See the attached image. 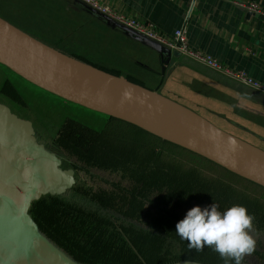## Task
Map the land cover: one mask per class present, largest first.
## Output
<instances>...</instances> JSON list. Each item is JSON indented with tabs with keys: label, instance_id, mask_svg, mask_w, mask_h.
<instances>
[{
	"label": "water",
	"instance_id": "obj_1",
	"mask_svg": "<svg viewBox=\"0 0 264 264\" xmlns=\"http://www.w3.org/2000/svg\"><path fill=\"white\" fill-rule=\"evenodd\" d=\"M252 15L258 16L249 12L248 17ZM101 16L156 51L162 71L172 56H180ZM0 64L65 101L132 124L264 187L263 149L155 90L43 43L1 17ZM75 183V171L63 168L60 157L38 141L33 123L0 103V264H82L42 233L29 212L32 202L63 195Z\"/></svg>",
	"mask_w": 264,
	"mask_h": 264
},
{
	"label": "trees",
	"instance_id": "obj_2",
	"mask_svg": "<svg viewBox=\"0 0 264 264\" xmlns=\"http://www.w3.org/2000/svg\"><path fill=\"white\" fill-rule=\"evenodd\" d=\"M108 118L113 124L118 122L119 131L121 128L131 131L132 151L139 150L143 157L132 160V169L125 168L127 162L122 160L114 167H102L120 173L122 179L131 183L130 188L121 182H109L107 189L99 191L83 189L82 185L73 187L79 196L96 203L99 209L69 203L65 200L66 193L43 196L32 202L29 210L32 218L57 246L87 264H171L182 260L224 264L211 248L204 247L198 252L175 233L176 223L186 213H176L170 206H204L211 202L221 211L233 204L245 206L254 217L252 231L264 235V187L132 124ZM68 122L73 123L64 133L67 138L68 134L71 138L74 135L82 138L97 133L78 122ZM118 134L122 140L126 137ZM90 148L92 152L79 153L81 159L92 160L89 165L99 166L108 157L113 158L101 153L102 149L92 146V142ZM102 225H108L111 231ZM107 233L113 236V246L106 248L130 256L129 260L99 253ZM248 256L242 264H264V251L260 248L255 247Z\"/></svg>",
	"mask_w": 264,
	"mask_h": 264
},
{
	"label": "crops",
	"instance_id": "obj_3",
	"mask_svg": "<svg viewBox=\"0 0 264 264\" xmlns=\"http://www.w3.org/2000/svg\"><path fill=\"white\" fill-rule=\"evenodd\" d=\"M34 1L49 14V28L53 30L65 29L73 22L76 26L67 30L72 33H79L81 26L85 24L108 27L130 37L136 51L141 48L148 49L142 54L145 59L143 65H148L146 68L158 75L157 85L161 93L158 89L152 90L160 94L165 90L173 97L170 99H176L174 101H179L178 103L188 108L192 105L196 110L223 120L226 125L238 128L252 140L264 144V94L185 56H172L171 64L166 65L162 71L163 63L156 51L127 35L122 29L108 25L100 14L77 0H33V12L39 22L40 10L35 7ZM102 1L142 22L152 23L166 37H171L182 25L190 2ZM248 1L264 7V0H197L196 8L187 23L188 38L194 49L207 52L223 63L243 69L251 77L264 82V19L254 15L248 17L249 11L240 5ZM67 55L93 65L80 56ZM132 81L145 86L140 79L133 76Z\"/></svg>",
	"mask_w": 264,
	"mask_h": 264
},
{
	"label": "rangeland",
	"instance_id": "obj_4",
	"mask_svg": "<svg viewBox=\"0 0 264 264\" xmlns=\"http://www.w3.org/2000/svg\"><path fill=\"white\" fill-rule=\"evenodd\" d=\"M32 2L33 0H0V17L8 20L14 26H17L45 44L67 54L80 56L95 66L103 67L108 72L111 71L115 75L124 76L131 81L133 76L140 79L146 87L158 89L161 93V89L157 85L158 75L148 70L146 68L148 65H143L145 59L142 54H145V51L148 49L141 48V50L136 51L130 37L125 36L121 32H114L104 26L94 27L84 24L81 26L79 33H72V31L67 30L76 26V23L71 22L65 29L53 30L49 28V14L40 5H36V1H34L35 7L40 10L39 17L41 21H38L37 15L33 12ZM182 57L184 56L182 55ZM8 78L10 79L7 80ZM0 92L3 94L0 95V100L8 103L22 118L28 119L33 123L38 141L60 157L62 166L76 170L75 187L82 185L84 186L83 189L99 191L107 189L109 182H121L124 187H131V183L122 179L120 173H116L112 169L110 171L103 170L102 167L113 166L112 163L114 162H111L109 165L92 166L89 165L92 163V160L81 159V156H79L80 152L93 151V148H90V142H92V146L95 145V148L102 149L101 153H105V155L109 154L114 159L118 158L127 162L124 167L132 169V160L139 161L143 156L139 150L138 153L132 151V139L129 137L130 130H123L121 128V131H119V125H116L118 122L112 120L116 123L113 124L111 120H108L109 118L106 115L74 103H69L46 92L25 81L1 64ZM162 94L173 99L165 90L162 91ZM189 108L226 132L264 150L262 142L252 140L240 129L230 127L223 120L206 113L204 114L196 110L192 105ZM68 121L78 122L82 126L97 131V133L96 135H90V137L85 134L82 138L76 135L71 138L70 134H68L69 138H67L64 133L69 131V126L73 123ZM64 124L67 127H62ZM124 127L127 128L126 125ZM118 132L128 138L126 139L123 136L124 140H122L120 136H117ZM105 160L104 163H108L109 159ZM210 173L214 172L211 170ZM65 195L68 198L65 200L69 203L79 202L80 205L87 209H99L96 203L79 196L74 188L66 192ZM170 208L176 213H186L191 207L176 204L170 206ZM102 226L105 230L111 231L108 225ZM251 235L256 241V248L264 251V235L254 234L252 230ZM111 240H113L112 235L109 236V233L104 235L99 253L105 252L110 254L113 259L124 258L129 260L130 256L127 258V255H119L106 248L107 246H113ZM86 249L88 250V248ZM65 252L69 254L67 251ZM70 256L77 260L73 255ZM77 261L87 264L79 260Z\"/></svg>",
	"mask_w": 264,
	"mask_h": 264
},
{
	"label": "clouds",
	"instance_id": "obj_5",
	"mask_svg": "<svg viewBox=\"0 0 264 264\" xmlns=\"http://www.w3.org/2000/svg\"><path fill=\"white\" fill-rule=\"evenodd\" d=\"M254 217L240 204L219 210L211 202L187 210L175 225V233L188 242L189 248L201 251L204 247L218 253L224 264H242L251 255L256 241L251 235Z\"/></svg>",
	"mask_w": 264,
	"mask_h": 264
},
{
	"label": "built area",
	"instance_id": "obj_6",
	"mask_svg": "<svg viewBox=\"0 0 264 264\" xmlns=\"http://www.w3.org/2000/svg\"><path fill=\"white\" fill-rule=\"evenodd\" d=\"M77 1L83 3L90 10L109 17L117 24L127 27L141 36L158 42L172 51L178 52L180 56L183 55L207 68L221 73L225 77L264 94V82L251 77L245 70L231 67L213 55L199 49H194L190 45L187 23L193 10L196 8L197 0H190L182 25L173 32L171 37L163 36L152 23L142 22L135 17L111 7L102 0ZM240 5L247 11L256 13L258 16L264 18L263 6L251 1L240 3Z\"/></svg>",
	"mask_w": 264,
	"mask_h": 264
},
{
	"label": "flooded vegetation",
	"instance_id": "obj_7",
	"mask_svg": "<svg viewBox=\"0 0 264 264\" xmlns=\"http://www.w3.org/2000/svg\"><path fill=\"white\" fill-rule=\"evenodd\" d=\"M8 69V68H7ZM8 70H10V69H8ZM11 71V70H10ZM20 77V76H19ZM10 78H8L7 80H9ZM23 79V78H22ZM7 80H5V81H7ZM0 95H3L1 92H0ZM0 103L1 104H4V105H6V106H8L10 109H11V111L13 112V113H15L16 115H18L15 111H14V108H12L8 103H6V102H4V101H2V100H0ZM19 117H21L20 115H18ZM108 117V116H107ZM22 118V117H21ZM109 120V119H108ZM108 122V121H107ZM37 137V136H36ZM40 142V141H39ZM107 159H109L107 162L108 163H104V164H102V165H109V164H111V162H114V163H112V165L114 166V164L116 165L117 164V162L120 160V159H118V158H110V157H108ZM63 167V166H62ZM64 168V167H63ZM73 169V168H72ZM74 171H75V175H76V170L75 169H73ZM103 170H107V171H110V169H106V168H103ZM76 177V176H75Z\"/></svg>",
	"mask_w": 264,
	"mask_h": 264
}]
</instances>
